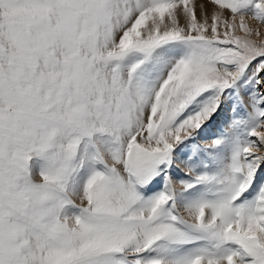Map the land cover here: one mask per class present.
<instances>
[{
  "label": "snow or ice",
  "instance_id": "obj_1",
  "mask_svg": "<svg viewBox=\"0 0 264 264\" xmlns=\"http://www.w3.org/2000/svg\"><path fill=\"white\" fill-rule=\"evenodd\" d=\"M0 264H264V0H0Z\"/></svg>",
  "mask_w": 264,
  "mask_h": 264
},
{
  "label": "bare ground",
  "instance_id": "obj_2",
  "mask_svg": "<svg viewBox=\"0 0 264 264\" xmlns=\"http://www.w3.org/2000/svg\"><path fill=\"white\" fill-rule=\"evenodd\" d=\"M181 167H183V165H181Z\"/></svg>",
  "mask_w": 264,
  "mask_h": 264
},
{
  "label": "rangeland",
  "instance_id": "obj_3",
  "mask_svg": "<svg viewBox=\"0 0 264 264\" xmlns=\"http://www.w3.org/2000/svg\"><path fill=\"white\" fill-rule=\"evenodd\" d=\"M209 134H211V133H209Z\"/></svg>",
  "mask_w": 264,
  "mask_h": 264
}]
</instances>
